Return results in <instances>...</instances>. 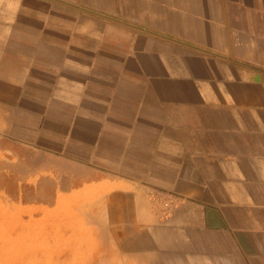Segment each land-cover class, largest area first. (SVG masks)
I'll list each match as a JSON object with an SVG mask.
<instances>
[{
    "label": "crops",
    "instance_id": "1",
    "mask_svg": "<svg viewBox=\"0 0 264 264\" xmlns=\"http://www.w3.org/2000/svg\"><path fill=\"white\" fill-rule=\"evenodd\" d=\"M0 132L106 158L118 264H264V0H0Z\"/></svg>",
    "mask_w": 264,
    "mask_h": 264
},
{
    "label": "rangeland",
    "instance_id": "2",
    "mask_svg": "<svg viewBox=\"0 0 264 264\" xmlns=\"http://www.w3.org/2000/svg\"><path fill=\"white\" fill-rule=\"evenodd\" d=\"M98 153L106 156L105 150H98ZM105 161V157L71 158L40 152L0 132V245L10 243L9 235L14 232L36 235L45 228L63 226L68 204L76 203L74 197L82 195L78 191L97 187L104 189L102 195L106 196ZM76 212L79 223L83 214L78 209ZM105 217L99 214L106 226ZM103 238L107 245L106 264H118V249L108 247V240ZM103 238L94 236L91 242L100 243Z\"/></svg>",
    "mask_w": 264,
    "mask_h": 264
},
{
    "label": "bare ground",
    "instance_id": "3",
    "mask_svg": "<svg viewBox=\"0 0 264 264\" xmlns=\"http://www.w3.org/2000/svg\"><path fill=\"white\" fill-rule=\"evenodd\" d=\"M91 188L85 192L78 191L82 195L79 194V198L74 195L76 203L68 202L69 208L62 215L66 217L63 226L45 228L36 235L31 232L10 234V243L0 245V248H7L0 249V264H98V259L99 264H106V242L103 238L107 235L106 226L99 218V214L106 215V196L102 195L104 189ZM77 209L83 214L79 223ZM94 236L103 240L92 244Z\"/></svg>",
    "mask_w": 264,
    "mask_h": 264
}]
</instances>
